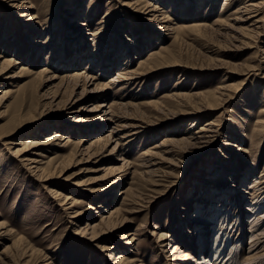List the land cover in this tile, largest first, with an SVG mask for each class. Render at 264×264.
<instances>
[{
	"label": "rangeland",
	"instance_id": "1",
	"mask_svg": "<svg viewBox=\"0 0 264 264\" xmlns=\"http://www.w3.org/2000/svg\"><path fill=\"white\" fill-rule=\"evenodd\" d=\"M26 1L33 9L25 13L22 2L0 0V264H118L120 254L127 260L119 264H193L198 201L205 218L212 205L228 217L209 233L210 250L215 234H227L222 258L234 249L242 264L253 246L249 214L264 213L263 9L245 23L248 15L237 13L245 0ZM76 74L96 77L95 86L61 88ZM51 75L58 77L52 84ZM92 105L103 113H88ZM200 129H208L203 139L186 144ZM55 134L66 148L47 149L51 143L26 154L54 174L42 181L17 161L20 146L11 143H46ZM107 134L125 137L115 151L113 143L97 160L76 154L82 139L86 146ZM125 165L101 181L104 169ZM245 171L242 198L227 196ZM59 194L81 204L68 211ZM224 195L229 201L219 208ZM252 203L257 211L247 212ZM117 208L109 218L115 228L103 223L97 239L81 234ZM160 236L169 242L163 253ZM258 246L253 254L264 255V235ZM175 247L183 253L171 262Z\"/></svg>",
	"mask_w": 264,
	"mask_h": 264
},
{
	"label": "bare ground",
	"instance_id": "2",
	"mask_svg": "<svg viewBox=\"0 0 264 264\" xmlns=\"http://www.w3.org/2000/svg\"><path fill=\"white\" fill-rule=\"evenodd\" d=\"M233 1L236 2L237 0H233ZM248 1H251V0H248ZM248 1H246V0H245V2L242 1V3L239 5V9H237V13H246L248 15L247 20L245 18H243L246 21H244L242 19L245 23L248 20H252V19L255 18V16H251L250 17V14L257 13L259 11V9H263L262 11H264V2L263 1H262V3H258V5L257 4L256 5H248L247 4ZM18 2H22V3H20L21 4L20 5V9L21 10H24L25 13H26L25 10L33 9V6L31 4V2H29V1L27 2L26 0H18ZM138 2L139 1H137L136 4ZM196 2H199V3H197V6H200V5H203L202 3L204 2V0H196ZM153 6L154 5H151V4L149 5V7H153ZM248 6L253 7L252 9L254 11L250 12V10H248V8H250V7H248ZM151 12H153V11H151ZM154 12L156 13V10ZM22 17H25V15L23 14ZM150 17H154V15L152 14ZM241 17H240V19H241ZM34 19H37V17L32 16V17H28L27 18L28 21H33ZM261 19L264 20V14H263V16H262ZM237 20H239V19H237ZM255 22L260 23V21H255ZM80 24L81 23H79V27L80 26H85V25H82V24L80 25ZM252 24H254V23H252ZM60 41H61V39L59 38V42L58 43L61 45L62 42H60ZM37 43L38 42L36 41V42L33 43V45H35ZM60 53H61V50H60ZM60 53H58V55ZM262 54H264V51L262 52ZM62 56H60L61 60H63V57ZM44 71H45V69H44ZM47 73H48V71H47ZM82 74H80V75H82ZM80 75L79 74H76V76L65 77V79L62 78L60 80L61 88L62 87L67 88L69 86L70 82L73 83V81H75L73 83V85H72L73 90L77 86H80V82L83 84L82 85V87H83V90L82 91L83 92L87 89L86 87H89L90 88L91 86H95L96 79H97L96 77H90L88 75H84V76H80ZM57 78L58 77H55L54 75L53 76L51 75L47 79L46 82H50V84H52ZM65 81H66L67 84H63ZM115 82H117L116 79H112L111 78L110 81H109V84H112V83H115ZM5 93H7V92H5ZM101 106L98 107L96 105L95 106L92 105L90 107V109L88 110V113H96V114L97 113L99 114L101 112L103 113V111L101 110L103 108V106L102 107ZM105 109H106V107H105ZM107 109L108 110H104V114L102 116H100L101 117L100 118V120H101L100 123L103 124V125H101L103 127L106 126L105 124H107V122H111V118H110L111 116H109V115H111L109 113V112H111V110H110L111 109V106H109ZM107 111H108V114H107ZM200 112H201V110H200ZM193 115H190V116H193ZM82 118L83 119H86L85 117H82ZM193 121L195 122V121H197V119L194 118ZM77 122H81L82 123L83 120H77ZM207 130L205 131V129H200V131H195L194 132V136L192 138H190V140L186 141V144L192 145V144H194L193 141H196V140L198 141L200 139H203V134L206 133ZM110 132H113V131H110ZM136 134H139V133L135 132L131 136H134ZM124 138H125L124 136H121L120 139H118V140L115 141V140H113V136H111L110 134H107L106 137L98 136V137L93 138L91 141L88 142V145H86V146L84 145L85 144V140L82 139L80 142H78V145L76 146V150L75 151H76V154H80L81 156H86V159L87 160H90V159L97 160L98 158H100V157H102L104 155V153L107 151V149L113 143H114V146H113V148H112L111 151L112 152L115 151L116 148H117V146H118V144H119V140L124 139ZM65 139H66L65 137H63V136L61 137V136H58L57 134H55V135L52 136V138L48 139V141L46 143H40V142L35 141V140L34 141L26 140L24 143H21V142L20 143L12 142L11 144L14 145V146H17V145L20 146V148L16 150V153H17L16 156L18 157V160L17 161H19L23 165V167H25L30 173H32L34 175L36 174L37 177H39V179L45 178L42 181H47L51 177L50 176L51 173L49 175H47V176L44 175L43 172H45V171H43V169H41L39 167L38 161L35 158H33V157H27L26 154L31 153V154H33L35 156V153H36V149L37 148H39L40 146H48L51 143L54 145V147L53 146L52 147H48L47 149L56 148V146H58L59 144H60L61 147L66 148L69 143L68 142H65L64 144H62L63 141H65ZM163 147H164V144H163ZM120 156L121 157H120V160L119 161L120 162H123V164H128V163L125 162V158H123L122 155H120ZM126 166L127 165H125V167L124 166L123 167H120V168L118 167L119 169H115V168H110V169H107L106 168V169H104L103 171H104L105 179H102L101 181L106 180V178H110V177L111 178H114L113 176L115 175V172L118 171V170L119 171H118V173H116V175L117 174H121L122 172L125 171ZM47 173H49V172H47ZM249 173L250 172L245 171V173L240 176V180H238L237 182H235L234 184H232V186L229 189V192L226 193L227 196L228 195L229 196H232L234 194L233 197L237 198L239 196L240 198H242L241 195H243L244 192H245V189H243V187H244L243 185L245 183H247V180H248L249 175H250ZM129 190L124 191L122 194H124V196H125V194H127L129 192ZM55 197L56 198L58 197V199L60 201L63 200V202L61 203L62 204L61 205L62 207L63 206H67L68 205V202H69V206L66 207V210H68V211L69 210L70 211L73 210L76 206H78V205L81 204V202H78L77 200H75L73 198L64 197V196L62 197L61 194L56 195ZM210 200H212V199H210ZM217 201H218L217 203L219 204V208H224L225 207V205H224L225 201L227 202L229 200L227 199L226 195H224V196H221V197H217ZM195 205H196V207H195L196 208L195 209V215H196V217L193 218L192 225L197 230L195 236H196V239L198 241V249H199L198 252H199V254H197V257L193 259V264H241V262L238 261L233 256L235 254L234 251H233L234 249H232V251L230 250V252L228 253V255L225 258H222L223 251H224L223 250L224 249L223 246L226 245L224 243H228L229 242L227 234L224 235V238L226 237L227 239H224V238L221 239V237L223 236V234H221V232H220L223 229V227H225L224 225L226 224V222L228 223V221H226L227 220L226 218H228L227 217V213H225V215H223L222 210H219L218 209V212L219 213L218 214H213V211H215L217 209H215V207L212 205V209H210V211H212L213 209L214 210L209 214L208 217L205 218L204 215H200L199 214V213L204 214V212L201 209V207L203 205L205 206V202L204 203H200V201H198V202H196ZM257 206L252 203V204H250L246 208V210H247V212H254V211L256 212L257 211ZM118 211H119V209L117 208V209H115L112 212H108V213L105 212V213L108 214L106 216H104L103 214L102 215H98V218L100 219L99 222H96V223H93L92 222L90 224L87 222L86 225L80 229L81 234L83 236L89 235V236H91L92 239H97L101 234H103V231H102V229H103L102 228V224L103 223H105L108 226H110V229L115 228L117 226L118 221L111 222V221H109V218L111 219L112 217H114L116 215V213H118ZM82 214H83V212L81 210L75 211L74 212V215L71 217V219L72 220H78V218ZM197 216H198V218H197ZM253 216H254V214L253 215L249 214V221H247V222L250 223V224L248 223V225L250 226L249 227V233H250L251 244H253V246H252V250L249 251V255H248L247 259L245 261H243L242 264H249L250 262L259 260L261 258H264V255H260V254H257V253H254L253 254L254 251H257L259 249L258 244L260 243V241L262 240V236L264 235V227H263V224L261 223V220L264 218L263 217L264 216V213H262L260 215H256V216H254V218H251ZM239 219H240V217H239ZM239 219H237L235 221L236 224L239 223ZM215 224H217L219 226V230L220 231H219V233L217 235L215 234L214 241H213V243H214L213 249L210 250V247H209V244H208V236H209V233L213 230V228H215ZM2 234H4L6 236L5 232H2ZM219 234H221L222 236H219ZM129 236H131V233L127 234L125 238H128ZM164 240H165V237H163V236H160L159 237V241L158 242H160L159 245H160V250H161L162 253L166 250V248L169 245V242L164 241ZM126 244H130V242H127ZM181 249H179V247H175L174 248V250L171 252V255L169 256V257H172V259H170L171 262H174L175 260H179V259H176V257H175L176 255L175 254H178L179 256H182L181 254L183 252L180 251ZM102 250L105 253H111V252H113V246H106V248H104ZM184 256H187V255H184ZM114 260H116L117 263L119 264V263H122L125 260H127V258L125 259V256L120 254V255H117ZM183 260H185V258H183L182 261ZM1 261H2V259H1ZM166 261H168V260L166 259ZM171 264H174V263H171ZM183 264H189V263H183ZM190 264H192V263H190Z\"/></svg>",
	"mask_w": 264,
	"mask_h": 264
}]
</instances>
